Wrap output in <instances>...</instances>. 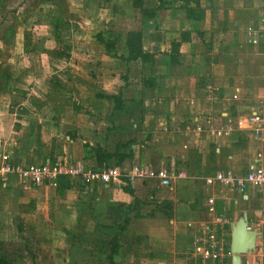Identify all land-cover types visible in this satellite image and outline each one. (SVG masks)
<instances>
[{
  "label": "crops",
  "instance_id": "crops-1",
  "mask_svg": "<svg viewBox=\"0 0 264 264\" xmlns=\"http://www.w3.org/2000/svg\"><path fill=\"white\" fill-rule=\"evenodd\" d=\"M26 1L12 24L0 19V66L11 72L0 78V158L187 174L170 186L59 177L25 188L46 208L42 264H107L114 236L115 264H199L193 243L218 215L229 244L240 217L264 243V191L205 182L264 166L248 123L264 105V0ZM136 30L144 58L127 46Z\"/></svg>",
  "mask_w": 264,
  "mask_h": 264
},
{
  "label": "built area",
  "instance_id": "built-area-1",
  "mask_svg": "<svg viewBox=\"0 0 264 264\" xmlns=\"http://www.w3.org/2000/svg\"><path fill=\"white\" fill-rule=\"evenodd\" d=\"M250 135L264 145V105L248 116ZM258 159L249 166L243 175H235L230 170L219 171L214 176L205 178L208 185L219 183L243 191L247 185L264 191V166L257 164ZM17 178L24 188L40 187L44 184L55 185L59 177L96 180L101 183L118 185L134 183L138 180H155L159 186H170L176 179H185V171L171 170L167 167L155 168L146 164L134 163L127 171L116 167H107L99 171L86 167L80 160H57L43 163L16 162L4 155L0 158V183L8 178ZM210 204L213 199H209ZM228 220L218 215L211 225L202 229L193 246L198 250L199 264L221 262L231 256L229 234L224 230ZM242 264H264V243L256 238L252 252L242 256Z\"/></svg>",
  "mask_w": 264,
  "mask_h": 264
},
{
  "label": "rangeland",
  "instance_id": "rangeland-1",
  "mask_svg": "<svg viewBox=\"0 0 264 264\" xmlns=\"http://www.w3.org/2000/svg\"><path fill=\"white\" fill-rule=\"evenodd\" d=\"M26 2V0H0V7H2L0 8V19L5 20L6 26L14 22L15 17L13 14L15 13H12V11L20 6H25ZM17 49L21 50V46L17 45ZM6 50L8 51L5 54L6 57L10 56V61H12L13 56L9 53L14 55L16 51L14 44H9V48H6ZM6 57L3 56V58ZM28 199L29 194L25 193V188L17 178L11 177L0 183L1 264H32L31 259L27 257L25 244H28L37 255L36 261L38 264H42L44 259V252L42 254L41 251L42 244H44L45 238H49L47 236L50 234L48 232V219H45L42 213L46 211V208L42 205L38 207L33 200ZM102 231L106 233V229ZM110 238L111 236L106 234L98 237L97 245L101 247V251L106 248ZM54 239L56 238L54 237ZM95 264L103 263L99 261Z\"/></svg>",
  "mask_w": 264,
  "mask_h": 264
},
{
  "label": "trees",
  "instance_id": "trees-1",
  "mask_svg": "<svg viewBox=\"0 0 264 264\" xmlns=\"http://www.w3.org/2000/svg\"><path fill=\"white\" fill-rule=\"evenodd\" d=\"M149 15H152V12H149L148 13ZM58 20L54 17L52 19V28L54 30V33L56 32L57 33V23ZM28 35V33H26V36ZM57 36V34H56ZM141 32L140 31H134L132 32L129 36H128V39H127V46H128V49L129 51L132 53V56H138L140 55L141 58H144V54L142 52V49H141ZM24 47V50L25 51H28L29 50V45L28 43H24L23 45ZM11 75V72L8 70V68H4V67H1L0 66V78H9ZM54 77H52L53 79ZM56 82V81H54ZM92 149L95 151L96 153V156L101 159V157L104 159L106 157H109L110 155L103 152L99 147H92ZM119 166V165H118ZM61 178V177H60ZM63 178V177H62ZM59 179V178H58ZM57 179V180H58ZM124 189L126 190H129V187H124ZM25 249L27 250V257H29L31 259V263L32 264H38V262L36 261V254L35 252L32 250L31 247H29L28 244H25ZM118 249H119V242H118V239L117 237H112L111 239V242H110V249L106 255V259H107V264H115L114 261H113V255L116 254L118 252ZM1 264V263H0Z\"/></svg>",
  "mask_w": 264,
  "mask_h": 264
},
{
  "label": "water",
  "instance_id": "water-1",
  "mask_svg": "<svg viewBox=\"0 0 264 264\" xmlns=\"http://www.w3.org/2000/svg\"><path fill=\"white\" fill-rule=\"evenodd\" d=\"M258 235L259 232L251 229L244 217L238 218L232 224L230 233V251L232 253L230 264H242V256L254 250Z\"/></svg>",
  "mask_w": 264,
  "mask_h": 264
}]
</instances>
